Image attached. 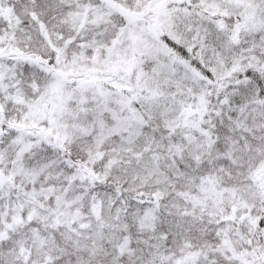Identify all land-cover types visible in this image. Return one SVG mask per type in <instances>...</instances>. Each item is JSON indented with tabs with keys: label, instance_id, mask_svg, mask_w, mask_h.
Instances as JSON below:
<instances>
[{
	"label": "snow or ice",
	"instance_id": "1",
	"mask_svg": "<svg viewBox=\"0 0 264 264\" xmlns=\"http://www.w3.org/2000/svg\"><path fill=\"white\" fill-rule=\"evenodd\" d=\"M0 264H264V0H0Z\"/></svg>",
	"mask_w": 264,
	"mask_h": 264
}]
</instances>
